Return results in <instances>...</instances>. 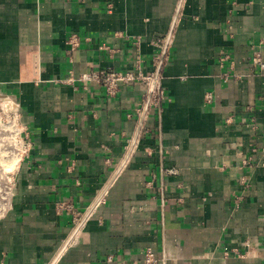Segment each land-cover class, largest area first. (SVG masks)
<instances>
[{
    "label": "crops",
    "instance_id": "obj_1",
    "mask_svg": "<svg viewBox=\"0 0 264 264\" xmlns=\"http://www.w3.org/2000/svg\"><path fill=\"white\" fill-rule=\"evenodd\" d=\"M173 25L166 98L124 162L146 84L109 96L66 81L69 70L149 74L154 40ZM256 52L264 59V0H0V93L18 104L31 140L0 217V264H149L147 249L158 264H264ZM107 188L62 252L73 225L57 203L86 210Z\"/></svg>",
    "mask_w": 264,
    "mask_h": 264
},
{
    "label": "built area",
    "instance_id": "obj_2",
    "mask_svg": "<svg viewBox=\"0 0 264 264\" xmlns=\"http://www.w3.org/2000/svg\"><path fill=\"white\" fill-rule=\"evenodd\" d=\"M167 41H168V36L166 38L165 37L157 38L154 40V44L157 46V50L154 55L155 70L149 74L144 73L139 65L137 66V70H128V71L118 70L115 69L114 67H107L103 69H92L80 73L78 77L75 76L76 74L74 73L73 69L69 70L70 77L66 81L73 83V81L77 79L81 81L83 84H85L84 85L85 87L87 83L94 82L98 86H102L105 89L107 95L109 96H115L120 90L121 84L123 83H130L132 81H141L146 84L147 92L145 93L142 99L141 106L137 109V113L140 117L139 128L137 130L136 135L128 139V143L126 145L127 156L125 158L126 161L124 162H127L134 148L138 144L139 139L143 135L144 123L149 115L150 109L162 108V102L166 98V91L161 84V79H162L161 69L169 61L167 48L170 41L168 44ZM80 43H81V36L79 35V33L72 32L69 35L66 42L67 44L66 51L71 62L74 61L73 53L80 46ZM226 58H229L228 54L222 55L220 57V60L224 61ZM252 62L255 66H258L260 70L264 71V59L260 52L255 53ZM225 75L227 76L228 74ZM0 96H3V98L0 99V103L5 108L6 105L3 104V100L8 98V96L3 95L1 93ZM212 97H213L212 93L207 94L208 100L212 99ZM12 100L14 101L13 98ZM15 104H16V109L14 108L10 110V114H12L14 117H21L19 106L16 102ZM24 132H25L24 133L25 150L23 153L27 151L29 145L31 144V140L29 138V134L25 126H24ZM107 191L108 188L105 189L101 197H98L94 201V203H92V205L86 210H82L78 208L75 204L65 200L59 201L57 203V210L59 212L62 213L66 211L71 215L72 225H73V229L71 231L70 237L63 241L64 249L62 252H64V250L69 246V244L73 241V239L82 230L83 226L86 224L87 220L91 216L93 209L96 207V205L99 202H101ZM145 261L149 264H158L160 260L151 249H147L145 254Z\"/></svg>",
    "mask_w": 264,
    "mask_h": 264
},
{
    "label": "rangeland",
    "instance_id": "obj_3",
    "mask_svg": "<svg viewBox=\"0 0 264 264\" xmlns=\"http://www.w3.org/2000/svg\"><path fill=\"white\" fill-rule=\"evenodd\" d=\"M6 107L0 103V217L10 204L14 172L25 150V132L21 117H14Z\"/></svg>",
    "mask_w": 264,
    "mask_h": 264
},
{
    "label": "bare ground",
    "instance_id": "obj_4",
    "mask_svg": "<svg viewBox=\"0 0 264 264\" xmlns=\"http://www.w3.org/2000/svg\"><path fill=\"white\" fill-rule=\"evenodd\" d=\"M3 104H6V106H7L10 110H12V109H14V108L16 109V104H15V102L12 100V98H10V97L4 99ZM7 107H6V108H7ZM9 109H8V110H9Z\"/></svg>",
    "mask_w": 264,
    "mask_h": 264
},
{
    "label": "water",
    "instance_id": "obj_5",
    "mask_svg": "<svg viewBox=\"0 0 264 264\" xmlns=\"http://www.w3.org/2000/svg\"><path fill=\"white\" fill-rule=\"evenodd\" d=\"M174 26H175V25H173V27H172V29H171V31H170V34L168 35V41H167V44H168L169 41H170L171 35H172V33H173V28H174Z\"/></svg>",
    "mask_w": 264,
    "mask_h": 264
}]
</instances>
